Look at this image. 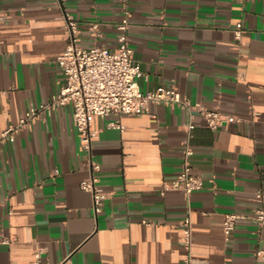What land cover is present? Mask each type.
<instances>
[{
  "label": "crops",
  "instance_id": "obj_1",
  "mask_svg": "<svg viewBox=\"0 0 264 264\" xmlns=\"http://www.w3.org/2000/svg\"><path fill=\"white\" fill-rule=\"evenodd\" d=\"M63 8L79 21L81 46H116L121 0H64ZM128 8L133 59L146 74L140 88L171 84L236 120L211 129L198 113L151 104L149 113L97 118L87 151L71 105L38 116L0 143V264H32L38 245L47 246L48 264H183L186 217L191 264H264L254 255L264 245L254 221L238 220L228 239L222 229L226 212L250 211L259 188L264 205V0H128ZM59 13L56 0H0V133L62 82ZM117 118L124 129L108 127ZM186 144L203 186L162 193ZM90 159L107 194L97 216L80 187Z\"/></svg>",
  "mask_w": 264,
  "mask_h": 264
},
{
  "label": "built area",
  "instance_id": "obj_2",
  "mask_svg": "<svg viewBox=\"0 0 264 264\" xmlns=\"http://www.w3.org/2000/svg\"><path fill=\"white\" fill-rule=\"evenodd\" d=\"M64 0H56L60 10L58 18L62 22V37L64 46L55 58L62 71V82L47 102L31 103L16 124L8 125L0 133V143L13 139L28 127L38 116L51 114L59 106L71 105L72 121L76 127L80 146L89 151L92 141L98 136V129L94 126L97 118L109 114L139 115L149 113L151 104L176 105L186 110L192 118L200 114L207 127L218 129L234 122L236 117L221 112L217 108H209L199 100H193L182 94L171 84H160L153 89L143 91L138 79L146 77L138 63L133 59V52L129 38V8L128 0H121L122 18L116 24V46L109 48L103 44L83 47L79 44V21L63 8ZM242 23L237 22L234 35L239 39L242 34ZM93 36L101 35L100 24L97 21L89 23ZM0 93H6L1 90ZM255 112L254 115H257ZM108 127L124 129L120 119L108 122ZM195 123L191 120L185 126L188 136L191 135ZM193 149L186 144L182 169L171 180L163 183L161 192L170 189H180L186 195L203 186V178L194 173L190 164ZM98 164L89 160L90 174L80 181V187L90 192L92 208L97 216L102 211V205L107 197L103 187L98 184V178L93 171ZM58 173V169H54ZM255 205L247 214L226 212L223 215L222 229L226 239L230 238L235 225L240 219H249L256 223L259 235L264 234V205L263 191L257 189L254 194ZM149 224L148 220H142ZM182 241L185 250L183 264H191L192 229L189 217L182 220ZM10 238L4 237L8 243ZM47 246L38 245L32 252V264H48L46 260ZM255 258L264 262V245L256 248Z\"/></svg>",
  "mask_w": 264,
  "mask_h": 264
}]
</instances>
